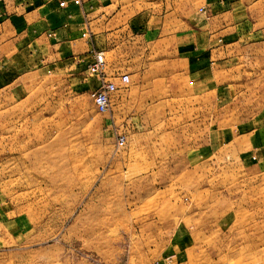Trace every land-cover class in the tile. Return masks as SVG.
I'll return each mask as SVG.
<instances>
[{
	"label": "rangeland",
	"instance_id": "rangeland-1",
	"mask_svg": "<svg viewBox=\"0 0 264 264\" xmlns=\"http://www.w3.org/2000/svg\"><path fill=\"white\" fill-rule=\"evenodd\" d=\"M46 62L0 58V264H264V91L209 123H133L117 67L100 112L91 72Z\"/></svg>",
	"mask_w": 264,
	"mask_h": 264
},
{
	"label": "crops",
	"instance_id": "crops-1",
	"mask_svg": "<svg viewBox=\"0 0 264 264\" xmlns=\"http://www.w3.org/2000/svg\"><path fill=\"white\" fill-rule=\"evenodd\" d=\"M0 13L1 59L28 55L34 69L49 60L45 67L81 74L90 72L94 51L110 53L105 66L117 67L121 82V74L130 75L124 90L133 123L137 114L176 124L187 112L209 123L216 102L226 108L249 98L253 105L255 92L264 91V0H0ZM100 84L93 75L84 86L91 92ZM255 133L248 152L263 156L255 138L264 127ZM205 135L213 148V127ZM241 138L250 143L247 133Z\"/></svg>",
	"mask_w": 264,
	"mask_h": 264
},
{
	"label": "built area",
	"instance_id": "built-area-1",
	"mask_svg": "<svg viewBox=\"0 0 264 264\" xmlns=\"http://www.w3.org/2000/svg\"><path fill=\"white\" fill-rule=\"evenodd\" d=\"M76 2H80L81 0H75ZM65 4V1H63ZM1 15V13H0ZM106 59L104 51H94V58L92 63L89 65L88 69L91 74L96 75L100 78L101 84L93 89L91 96L96 105L97 109L100 112H107L110 110L111 102H112V93L115 92L119 87L118 84L108 79L106 76ZM122 82L129 83L130 75L125 73L120 75ZM126 142L125 135L118 136V145L121 146Z\"/></svg>",
	"mask_w": 264,
	"mask_h": 264
},
{
	"label": "bare ground",
	"instance_id": "bare-ground-1",
	"mask_svg": "<svg viewBox=\"0 0 264 264\" xmlns=\"http://www.w3.org/2000/svg\"><path fill=\"white\" fill-rule=\"evenodd\" d=\"M97 51H99V50H97ZM100 51H102V50H100ZM93 58H94V55H93Z\"/></svg>",
	"mask_w": 264,
	"mask_h": 264
}]
</instances>
